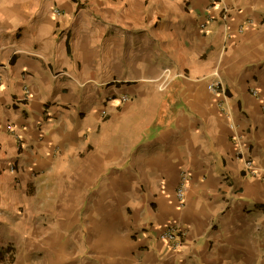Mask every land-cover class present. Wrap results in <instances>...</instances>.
<instances>
[{
    "label": "crops",
    "instance_id": "1",
    "mask_svg": "<svg viewBox=\"0 0 264 264\" xmlns=\"http://www.w3.org/2000/svg\"><path fill=\"white\" fill-rule=\"evenodd\" d=\"M15 247L264 264V0H0V264Z\"/></svg>",
    "mask_w": 264,
    "mask_h": 264
},
{
    "label": "built area",
    "instance_id": "2",
    "mask_svg": "<svg viewBox=\"0 0 264 264\" xmlns=\"http://www.w3.org/2000/svg\"><path fill=\"white\" fill-rule=\"evenodd\" d=\"M210 88L211 90L216 91L220 89L221 87L219 85H214ZM252 95L256 98H260L256 90L252 91ZM246 166L249 170L253 169L254 167L252 162H247ZM188 183H189L188 176L183 175L181 184L177 190V196L179 198L181 206L184 205L185 191L188 187ZM183 236L184 234H183L182 228L176 224H171L167 226L166 229L163 230V232L160 234L161 240L169 243L174 248V250H177L182 246Z\"/></svg>",
    "mask_w": 264,
    "mask_h": 264
},
{
    "label": "rangeland",
    "instance_id": "3",
    "mask_svg": "<svg viewBox=\"0 0 264 264\" xmlns=\"http://www.w3.org/2000/svg\"><path fill=\"white\" fill-rule=\"evenodd\" d=\"M37 249H26L25 247L14 248V264H43L39 258Z\"/></svg>",
    "mask_w": 264,
    "mask_h": 264
},
{
    "label": "trees",
    "instance_id": "4",
    "mask_svg": "<svg viewBox=\"0 0 264 264\" xmlns=\"http://www.w3.org/2000/svg\"><path fill=\"white\" fill-rule=\"evenodd\" d=\"M9 252H11V249L10 248H7L6 250H0V263H4L3 255L5 253L8 254Z\"/></svg>",
    "mask_w": 264,
    "mask_h": 264
}]
</instances>
